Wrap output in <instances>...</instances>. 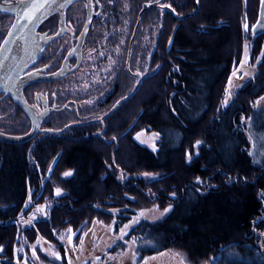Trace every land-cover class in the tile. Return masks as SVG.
Returning a JSON list of instances; mask_svg holds the SVG:
<instances>
[{
	"label": "trees",
	"instance_id": "obj_1",
	"mask_svg": "<svg viewBox=\"0 0 264 264\" xmlns=\"http://www.w3.org/2000/svg\"><path fill=\"white\" fill-rule=\"evenodd\" d=\"M178 5L192 9L182 21L189 23L187 34L177 31L178 22L170 48L163 45L161 61L155 63L158 72L147 78L152 86L145 80L139 88L138 110L122 114V106L136 97L130 95L101 121L96 120L105 111L76 125L99 126L97 133L81 130L63 138L68 127L22 144L0 143V264H16L11 261L19 234L30 242L50 235L55 224L76 229L102 217L97 205L118 209L116 223L123 226L142 204L170 210L160 221H139L106 250L107 256L124 252L133 242L138 263L173 251L190 264H216L217 258L221 264H264V124L257 122L253 129L260 150L254 162L256 150L251 151L247 123L241 121L254 117L253 103L264 92V47L256 74L221 108L218 94L231 64L228 33L235 25L229 0H181ZM129 89L124 94H131ZM132 115L133 126L123 134ZM134 127L157 134L155 150L134 140ZM57 155L56 166L65 175L57 178L61 194L55 197L54 174L45 178L44 166ZM27 193L33 200L25 206ZM41 204L46 209L35 210ZM27 220L32 223L25 227Z\"/></svg>",
	"mask_w": 264,
	"mask_h": 264
},
{
	"label": "rangeland",
	"instance_id": "obj_2",
	"mask_svg": "<svg viewBox=\"0 0 264 264\" xmlns=\"http://www.w3.org/2000/svg\"><path fill=\"white\" fill-rule=\"evenodd\" d=\"M3 1H6V3H14L18 0ZM176 1L177 0H99L100 7H103V24L100 26H93V28H99L104 32L103 34L102 32L100 34L102 42L104 44L109 43L108 48L105 49L108 50L107 55L109 53H121V62L123 67L122 78L127 83L128 88H130V93H132L137 85L138 76L142 78L141 83L136 88V93H133L136 97H133V99H131L127 104L122 106V114L126 111L129 112L130 110H138L140 107L138 106V101H140V96H143L140 95L142 91V89H139L141 84L146 80V85L152 86V80L147 78L152 77L149 73L153 69L158 67L159 70L160 68L159 65L155 66V63H158L161 59L159 54L162 52L163 45L164 48L166 45V50L169 49L167 48L168 42L170 39L172 40L173 32L177 29V23L190 17L192 9L188 8L186 11L178 9V3L181 0H179L178 3ZM175 4L178 5V7H175ZM260 4L261 0H229V8L231 10L229 15L233 18L235 17V25L233 23V27L228 33L231 45L227 48V53L228 56L231 57V64L229 74L227 75V78L220 89L221 91H219L218 94V96H220L218 105L221 108L224 105H227L231 100H234L235 92L239 90L243 83H245V80L247 81L252 79L256 74V69L262 65L260 60L262 53L259 51H262L264 47V36H257L252 32V29L258 20ZM167 6L170 8H166ZM173 6L176 8V11L175 9L173 10ZM98 8L96 9V6L93 5L91 10L93 12H99ZM178 12L180 13L179 15H177ZM84 14L85 2L84 0H78L66 10L65 16L73 22V18H76L77 20V18H81L82 15L84 18ZM197 18L191 17V19L198 22L200 17L198 19ZM188 24L189 23L187 22H182V25L178 27L177 31L181 32V35H186ZM226 24L229 23L227 22ZM219 25H221L220 22L215 24V26ZM245 25L248 26L247 30H245ZM116 35H118L121 40H115ZM131 45L132 50L129 48ZM136 48L137 54H135ZM232 49L233 53L235 49L239 50L238 54H235L236 56L232 55ZM177 54L178 52H175L170 57H165L166 61H169L167 59H170L171 61V58L177 56ZM152 57L155 58V60H151ZM150 61H153V65L149 64ZM106 63L107 65L105 64V66H98L97 64H94L93 67L91 64H86L78 71L73 81L63 84L62 89H60L59 92V95L61 96L60 103L65 102L67 99H72L76 102L79 101L81 108L78 112H68L65 114H52L46 116L44 118V120H46L43 122L42 126L40 124L39 127L42 132L35 135L31 140L34 138H42L44 133L52 134L48 131L63 133L68 127L70 128L62 134L64 135L63 138H66V136L72 137L76 134L75 132L81 130H84V132L88 130L93 132L95 131L94 129H97L99 126H86L84 129L76 125H84L85 123L83 122H88L87 120L96 116L97 112L101 113V115L104 111L107 113L115 106L116 103H118L119 106L125 99L132 96H129L130 94L128 93L124 94L127 91H122L115 95L109 103L104 105L102 101L106 97L105 94H108V87L110 86L109 84L107 86L106 84L100 83L99 80H101L100 72L109 67L108 62ZM163 67L167 72V65H164ZM234 73L235 75H233ZM135 76L137 77L135 78ZM71 88H73L74 93L70 98V95L65 92L70 91ZM33 90H35L34 86L27 89L28 92ZM109 90H113V87H110ZM253 104L252 109L255 112L253 115L254 117H251L249 120L242 118L241 121L242 123H247L246 132L250 138V149L251 151L253 149L256 150V154H254L256 160L254 159V162H257L260 158V154H258L257 151L260 150L258 149V144L255 141V135L257 133L254 132L253 129L257 122L264 124V92L255 99ZM134 114L135 113H133V115ZM133 115L127 117L126 122H124V126H128L123 134L127 133L129 128L133 126L134 122H131L134 117ZM104 117L98 118L103 119ZM13 119L16 118L12 115L8 118H4L3 121H6L8 123L7 125H12L14 123ZM50 121H52V125H57L58 129L60 128L59 130L63 128H65V130L57 132L59 130L53 131L51 129H43V127H45L43 125L47 122L49 123ZM96 121L99 120L97 119ZM28 126L29 121L26 120V123L20 121L19 123L17 122V126H10L8 129L10 131H19L21 129L24 130V128ZM28 132L29 128L26 132H22L20 134L25 135ZM131 132L134 133V140L139 145L152 151L156 149V142L158 138L157 134L147 132L143 129L140 130L137 127H134ZM262 142L264 144L263 135ZM263 148L264 146L262 145V157L264 154ZM54 158L52 160L50 159L51 162L50 160L46 162L44 166V174L47 179L51 174H54L53 184L51 185L55 187L53 188L52 193L55 197H58L61 193L59 195L56 194L57 189H59L57 178L64 176L65 172H60L61 167L56 166L55 164L56 167L54 166L50 175H47L48 169ZM28 194L29 193L26 195V199L30 195ZM46 194L47 193L44 195L45 201H48ZM32 200L33 198H31L30 195L29 201L25 203V206H28L29 202ZM46 206L47 205L45 204H41L35 210H44L46 209ZM107 207L108 205H97L96 208L99 210L97 211V214L100 213V216L102 217H95L91 220V223H85L76 229L74 227L71 228L70 225L66 224H55L52 226L53 230H51L50 235L46 234L44 236H38L30 242H27L24 234H19V238H17L18 241H16L17 245L14 248L13 253L14 261L11 262H15L16 264H61L62 261H65L66 264H190L184 254L173 251L159 252L144 258L138 263L134 252L135 245L133 242L126 244V250L124 252L114 254L111 257L107 256L106 250L112 248L114 244L122 240L135 224L141 220L148 222H157L162 220V218H164L170 210V206L161 207L159 204L145 206L142 204L140 205V208L136 210L132 219L123 226H117L116 223L115 215H117L118 209H108ZM32 208L34 209V207ZM35 213V211H32V214L36 219H38V214L36 215ZM104 215H106L105 218L103 217ZM31 223L32 221L27 220L25 222V227L29 226ZM262 223L264 224V206ZM1 251L2 250L0 249V254H2ZM33 252H35V255H33ZM57 256L59 258H57ZM220 260V258H217L215 263L221 264ZM259 261L261 262V260ZM205 264L209 263L205 262Z\"/></svg>",
	"mask_w": 264,
	"mask_h": 264
},
{
	"label": "flooded vegetation",
	"instance_id": "obj_3",
	"mask_svg": "<svg viewBox=\"0 0 264 264\" xmlns=\"http://www.w3.org/2000/svg\"><path fill=\"white\" fill-rule=\"evenodd\" d=\"M76 1L78 0L73 1L65 8L63 15L60 12H53L45 17L36 27L35 33L37 35L36 46L38 48V56L36 61L20 75V78L26 75H34L42 79L36 82L19 81L14 85V90L17 93H20L34 113L37 116H40L39 121L41 126L46 120H44V118L48 115H59L79 111L81 108L79 101L76 102L72 99H67L65 102L60 103L61 96L59 95V92L60 89H62L63 84L73 81L78 71L86 64H91L92 67L94 64H97L98 66H105V64L107 65L106 62H108V69L105 68L102 72H100L101 80H99V82L106 84L107 86L109 84L110 87H113V90H109L110 87H108L109 92L108 94H105L106 97L102 101L104 105L109 103L115 95L122 92L124 89H128L127 83L122 78L123 67L121 62V53H109L107 55L108 50L105 49L108 48L109 43L104 44L100 34L101 32L102 34L104 32L99 28H93V26H100L103 24L102 18L104 13L102 12L103 7H100L99 0H90L89 6L87 0H84V18L82 15V17L77 18V20L76 18H73V22H71L68 17L65 16L66 10ZM0 3L11 4L6 3V1L3 0H0ZM93 5L96 6V9L99 7V12H93L91 10ZM166 8L170 7L167 6ZM88 10H90V12H88ZM91 12H93V16L91 15ZM88 16H92V20L89 30L84 37L83 30ZM13 20L14 16L12 14L0 12V45L9 31ZM62 22L64 23V30L60 37L41 44V41L44 39L55 36L59 33L62 28ZM118 39L120 38L116 35L115 40ZM129 48L132 50V45ZM136 52L137 48L135 54H137ZM15 53L18 54L14 63L6 69V64L9 58ZM20 55V46L17 45L12 50L7 62L2 66L0 71V85H4V82L7 78H9L10 72L18 62ZM149 64L151 65L152 62L150 61ZM134 73L137 74L136 72ZM53 75V78L43 80L45 78H50ZM136 77L137 76H135V78ZM31 86H34L35 90L28 92L27 89L29 87L31 88ZM65 93L69 94L71 98L74 93L73 88ZM12 115L16 119H13L14 123L12 125H7L8 123L3 121V119ZM26 120L29 121L28 128L30 130L31 121L26 112L12 99L9 94L0 92V133L8 136H20L21 134H10L11 131L8 127L17 126V122L19 123L20 121L26 123ZM43 126H45L43 129H51L53 131L59 130L57 125H52V121L45 123ZM28 128L23 130V132H26ZM0 143L7 144L3 142Z\"/></svg>",
	"mask_w": 264,
	"mask_h": 264
},
{
	"label": "water",
	"instance_id": "obj_4",
	"mask_svg": "<svg viewBox=\"0 0 264 264\" xmlns=\"http://www.w3.org/2000/svg\"><path fill=\"white\" fill-rule=\"evenodd\" d=\"M73 1L75 0H18L11 4L0 3V9H8V11H5V12L10 13L14 16V20L9 28V31L7 32L1 44V45H4L5 40H7L8 41L6 45L7 50L5 51L3 48H0V61H2V66L7 62L12 50L17 45L20 46V50H21L20 58L18 62L15 64V67L11 70L9 78H7V80L4 82V85H0V92H5L6 94H9L12 97V99L18 105H20V107L26 112L28 118L31 121V128L27 134L21 135V136H8V135L0 133V142L7 143V144H20V143L31 140L35 135L42 132L39 129L40 116H37L34 113V111L25 102L23 96L14 90V85L17 84L19 81L20 82L22 81L23 82H36L42 79L34 75H26L20 78V75L36 61L37 56H38V48L36 46L37 35L35 33L36 27L45 17L52 14L53 12H60L63 15L65 8ZM32 3L44 4V7L35 11L34 17L31 21L23 19L22 17H23L24 11L30 10L29 6ZM87 3L89 6L90 0H87ZM88 12H90V10H88ZM91 13H92L91 15L93 16V12ZM92 16L87 17V21H86V24L83 30L84 37L89 30ZM63 30H64V23L62 22V28L59 31V33L56 34L55 36L44 39L43 41H41V44L57 39L62 34ZM252 32L254 35H259V34L264 33V0H261L258 20L255 26L253 27ZM171 42L172 40L170 39L168 42L167 48H170ZM5 56L7 57V59H4ZM1 69L2 67H0V71ZM157 70H158V67L153 69L149 73V75L150 76L154 75ZM53 77L54 75L50 78H45L43 80L51 79ZM141 79L142 78L138 76L137 85L135 86L134 90L132 91L130 95H132L136 91V88L141 83ZM117 106H118V103H116L115 106L102 117L107 116ZM101 119L102 118H98L99 121H101ZM86 123H89V122H86ZM64 130L65 128L57 132H62ZM48 132L55 133L51 131H48ZM57 159H58V156H56L54 160L52 161L48 169V174H47L48 176L52 172ZM28 201H29V196L26 199V203Z\"/></svg>",
	"mask_w": 264,
	"mask_h": 264
},
{
	"label": "snow or ice",
	"instance_id": "obj_5",
	"mask_svg": "<svg viewBox=\"0 0 264 264\" xmlns=\"http://www.w3.org/2000/svg\"><path fill=\"white\" fill-rule=\"evenodd\" d=\"M43 7H44V4L32 3V4L29 6L30 10H25V11H24V13H23V17H22V18L31 21V20L33 19V17H34V13H35V11H36V10H39V9H41V8H43ZM5 11H8V9H0V12H5ZM247 27H248V26L245 25V30H247ZM7 43H8V41L5 40V44H4V45H0V48H3V49L6 51V50H7V49H6V45H7ZM4 59H7V57L5 56ZM0 67H2V61H0ZM233 75H235V73H234ZM198 143H199V142H198ZM56 194H57V195L60 194V190H59V189H57ZM41 210H42V209H41ZM38 211H39V210H38ZM165 211H167V210H165ZM126 227H127V226H126ZM33 255H35V252H33ZM57 258H59V257L57 256Z\"/></svg>",
	"mask_w": 264,
	"mask_h": 264
},
{
	"label": "bare ground",
	"instance_id": "obj_6",
	"mask_svg": "<svg viewBox=\"0 0 264 264\" xmlns=\"http://www.w3.org/2000/svg\"><path fill=\"white\" fill-rule=\"evenodd\" d=\"M18 53L12 54V56L9 58L7 64H6V69H8L13 63L14 60L16 59Z\"/></svg>",
	"mask_w": 264,
	"mask_h": 264
}]
</instances>
